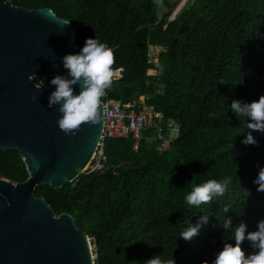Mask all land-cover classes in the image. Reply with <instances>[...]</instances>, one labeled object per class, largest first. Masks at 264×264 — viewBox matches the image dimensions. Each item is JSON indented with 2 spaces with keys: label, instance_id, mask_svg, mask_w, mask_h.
Returning <instances> with one entry per match:
<instances>
[{
  "label": "trees",
  "instance_id": "16d2710c",
  "mask_svg": "<svg viewBox=\"0 0 264 264\" xmlns=\"http://www.w3.org/2000/svg\"><path fill=\"white\" fill-rule=\"evenodd\" d=\"M179 1L11 0L69 21L77 47L96 37L112 50L111 68L121 77L112 78L101 101L141 109L145 97L165 121L180 125L165 152L151 127L136 151L133 137L106 140L104 173H83L58 189L36 188L35 196L56 216L71 215L92 239L95 264H144L156 255L174 264H202L230 239L224 219L233 226L244 221L248 230L264 219V192L253 183L257 165L264 166V133L247 129L246 119L230 111L232 99L251 102L264 95V0H191L170 21ZM151 48L162 49L157 63L150 61ZM50 80L45 83L53 86ZM248 131L256 144L241 143ZM0 177L28 179L17 150L0 149ZM225 178L230 183L223 196L199 206L184 202L192 187ZM197 223L193 239L179 237ZM242 248L253 251L247 241Z\"/></svg>",
  "mask_w": 264,
  "mask_h": 264
},
{
  "label": "water",
  "instance_id": "95a60500",
  "mask_svg": "<svg viewBox=\"0 0 264 264\" xmlns=\"http://www.w3.org/2000/svg\"><path fill=\"white\" fill-rule=\"evenodd\" d=\"M64 21L47 8L29 10L0 0V149L17 150L28 172L21 183L0 177V264H95L75 218L56 216L35 196L39 186L62 188L86 173L104 127L102 101L99 122L83 123L68 135L57 126L58 105L48 107L54 86L45 82L66 76L61 58L81 48ZM30 74L44 81L40 89Z\"/></svg>",
  "mask_w": 264,
  "mask_h": 264
},
{
  "label": "clouds",
  "instance_id": "9594fccd",
  "mask_svg": "<svg viewBox=\"0 0 264 264\" xmlns=\"http://www.w3.org/2000/svg\"><path fill=\"white\" fill-rule=\"evenodd\" d=\"M189 0H183L178 11L172 13L173 21ZM179 4V3H178ZM175 8V9H176ZM170 17V18H171ZM65 24L68 21H64ZM159 48H151L149 57L152 63L158 53H153ZM62 66L67 70L66 76L57 75L50 80L54 90L48 96V107L58 105L59 117L57 119L58 128L66 135L74 134L83 123L96 124L100 120V101L105 95V90L112 85V64L113 52L103 42L97 38H87L75 54H66L62 58ZM152 75H158L155 70H149ZM155 72V74H154ZM149 75V74H148ZM29 80L36 81L34 87L40 89L44 81L38 80L35 74H30ZM74 86L79 87V92H75ZM230 111L236 117L246 119V128L264 133V95L258 100L246 102L238 99H232L230 102ZM243 144H256L252 131H248L241 141ZM257 175L253 183L257 185V192H264V166L257 165ZM230 180L210 179L206 182L192 187L191 191L184 196V202L187 205L199 206L206 204L214 197L223 196ZM229 211L228 207L224 212ZM207 217L201 218V223L206 222ZM222 228L225 232L230 233L228 242L223 243V247L215 253L214 258L202 261V264H264V219L257 221L255 230H248V225L241 221L235 226L232 225L231 219H224ZM200 223L196 225L189 224L179 233V237L185 240L193 239L197 234ZM230 229V231H229ZM231 241H234L232 243ZM244 241L249 242V247L253 250L245 253L242 248ZM144 264H174V260L162 261L158 255L146 260Z\"/></svg>",
  "mask_w": 264,
  "mask_h": 264
},
{
  "label": "built area",
  "instance_id": "2783aa9c",
  "mask_svg": "<svg viewBox=\"0 0 264 264\" xmlns=\"http://www.w3.org/2000/svg\"><path fill=\"white\" fill-rule=\"evenodd\" d=\"M180 1L179 7H181L180 5L183 0ZM150 61L152 62L151 59ZM120 77V74L113 73L112 78ZM145 100V97L140 98V102L143 104L141 109H139L136 104H124L113 99H106L102 101L104 111V127L98 149L93 157V160L88 166L87 173H96L97 171L104 169L102 161L104 159V146L106 140L127 139L129 137H133L136 141L134 146V150L136 151L143 133L151 127L158 130L157 135L158 141L160 142L158 148L159 151L165 152L169 150L174 134L180 131V125L173 119L165 121L163 114L156 111L153 105H146ZM167 131L169 133V137L165 134ZM88 239L89 242L92 240L89 237Z\"/></svg>",
  "mask_w": 264,
  "mask_h": 264
},
{
  "label": "rangeland",
  "instance_id": "374dc122",
  "mask_svg": "<svg viewBox=\"0 0 264 264\" xmlns=\"http://www.w3.org/2000/svg\"><path fill=\"white\" fill-rule=\"evenodd\" d=\"M180 2H181V1H180ZM180 2H179V4H180ZM191 3H192V2H191V0H190V2L188 3V5H186L185 8H187V7L189 6V4H191ZM179 4H178V6H179ZM185 8H184V9H185ZM165 11H166V10H162L160 16H161ZM177 11H178V8L175 9V11H174L173 14H175ZM171 19H172V17H171L169 20L171 21ZM159 51H162V49H161V48L156 49V50L153 51V53H156V54H157ZM148 74H149V75H152L151 72H148ZM90 243H91V250H92V252H93V256H94V260H95V258H96L95 254H94V252H95V247H94V245L92 244V241H91V240H90Z\"/></svg>",
  "mask_w": 264,
  "mask_h": 264
},
{
  "label": "crops",
  "instance_id": "0c3cea01",
  "mask_svg": "<svg viewBox=\"0 0 264 264\" xmlns=\"http://www.w3.org/2000/svg\"><path fill=\"white\" fill-rule=\"evenodd\" d=\"M154 59H155V62H157V57H155ZM142 98H143V97H142ZM141 101H142V99H141Z\"/></svg>",
  "mask_w": 264,
  "mask_h": 264
}]
</instances>
